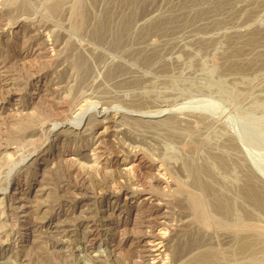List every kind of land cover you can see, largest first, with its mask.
<instances>
[{
	"label": "rangeland",
	"instance_id": "obj_1",
	"mask_svg": "<svg viewBox=\"0 0 264 264\" xmlns=\"http://www.w3.org/2000/svg\"><path fill=\"white\" fill-rule=\"evenodd\" d=\"M47 1L0 0V73L7 76L10 89L18 93L17 101L10 97V90L0 87V106L4 104L14 116L12 120L0 114V194H3L0 195V264H181L184 257L173 250L177 236L172 231L185 214L180 204L154 202L160 205V213L164 208L162 215L150 207L143 206L138 211L129 208L133 202L140 206L148 200L149 189L168 192V186L152 182L155 178H164L168 185L177 178L195 187L196 180L206 178L207 183L209 175L218 177V180L211 177L210 181H214L208 186L219 183L216 185L223 187L222 190L229 189L225 192L231 193V197L229 194L226 197L234 202L230 199L228 208L235 206L224 219L236 222L238 215L242 222L244 219L252 222L254 218L263 226L264 205L256 202L254 189L249 187L255 185L264 191V0ZM78 11L84 15L85 22L74 18ZM30 30L39 38L32 36ZM19 56L25 57V70L19 69L22 67L17 62ZM26 112L32 114L33 120L21 130L16 124L13 126L16 117H26ZM168 127L172 129L167 130ZM177 131L182 134H175ZM138 154L145 160L140 166L137 161L135 164ZM64 159L76 163L69 170L71 165H65ZM227 159L229 165L223 166ZM75 172L86 180L92 196H85L87 193L80 189L81 182L74 176ZM17 183L18 199L8 206L6 195ZM119 185H123V190ZM216 185L212 190L218 193L215 196L218 198L224 191ZM242 187L247 189L244 191ZM42 188L49 193L47 200H41L47 204L46 213L42 219L40 215L38 218L31 215L25 223L18 214V201L23 199L22 204L29 207L30 214L33 194ZM130 189L133 197L127 193ZM241 191L249 193L243 195ZM207 195L208 199L210 195ZM212 198L208 199L211 202L206 199V209L210 216L216 214V218L219 213H213L216 204ZM151 200L154 201L153 197L148 201ZM117 204L125 207H121L120 216L114 212ZM89 208L91 215L87 213ZM229 211L234 212L233 220L229 219ZM78 216H82L83 222L79 223ZM68 218L73 219L72 224ZM82 227L92 234L89 241L83 237ZM214 236L217 240L214 246L225 248L222 238ZM217 238H221L220 243ZM186 262L192 264L187 259Z\"/></svg>",
	"mask_w": 264,
	"mask_h": 264
},
{
	"label": "bare ground",
	"instance_id": "obj_2",
	"mask_svg": "<svg viewBox=\"0 0 264 264\" xmlns=\"http://www.w3.org/2000/svg\"><path fill=\"white\" fill-rule=\"evenodd\" d=\"M16 1V0H15ZM47 1V0H46ZM71 1V0H70ZM75 1V0H74ZM78 1V0H77ZM18 2V1H17ZM48 2V1H47ZM49 2H51V1H49ZM54 2V1H53ZM56 2V1H55ZM71 2H73V1H71ZM79 2V1H78ZM94 2V1H93ZM127 2V1H126ZM133 2V1H132ZM16 3V2H15ZM15 3H12V5L13 4H15ZM65 3V2H64ZM17 4V3H16ZM49 4V3H48ZM48 4H47V6H48ZM62 4V3H61ZM73 4V3H72ZM80 4V3H79ZM86 4V3H85ZM131 4V3H130ZM133 4V3H132ZM187 4V3H186ZM19 5V4H18ZM54 5H58V3L56 4H54ZM68 5V4H67ZM71 5V4H70ZM78 5V4H77ZM62 6V5H61ZM72 6V5H71ZM15 7V6H14ZM17 7V6H16ZM66 7V6H65ZM70 7V6H69ZM73 7V6H72ZM53 8H56V6L55 7H53ZM75 8V7H74ZM20 9V8H19ZM28 9V8H27ZM27 9H25V10H27ZM59 9V8H58ZM62 9V8H61ZM84 9V8H83ZM86 9V8H85ZM8 10H9V8H8ZM56 10V9H55ZM79 10V9H78ZM80 10H81V7H80ZM87 10V9H86ZM186 10V9H185ZM14 11H15V9H14ZM20 11V10H19ZM59 11H60V9H59ZM68 11V10H67ZM75 11V10H74ZM77 11V10H76ZM28 12V11H27ZM63 12H65V10L63 11ZM73 12V11H72ZM85 12V11H84ZM88 12V11H87ZM107 12V11H106ZM9 13H11V12H9ZM18 13V12H17ZM22 13V12H21ZM51 13H52V10H51ZM57 13H59V12H57ZM70 13V12H69ZM69 13H67V14H69ZM76 13V12H75ZM109 13V12H108ZM16 14V13H15ZM72 14H74V13H72ZM89 14H90V12H89ZM88 14V15H89ZM62 15V14H61ZM64 16V15H63ZM69 16V15H68ZM74 16V15H73ZM72 16V17H73ZM76 16V17H75ZM74 16V18H76L77 19V21H81V20H83V19H85V18H82V16H84V15H82L79 11L76 13V15ZM92 16V15H91ZM110 16V15H109ZM87 17V16H86ZM111 17V16H110ZM130 17V16H129ZM153 18V17H152ZM190 18V17H189ZM91 19V18H90ZM89 19V20H90ZM6 20V19H5ZM115 20V19H114ZM122 20V19H121ZM133 20V19H132ZM2 21V20H1ZM120 21V20H119ZM156 21V20H155ZM4 22V21H3ZM83 22H85L84 20H83ZM88 22V21H87ZM86 22V23H87ZM100 22V21H99ZM104 22V21H103ZM114 22V21H113ZM117 22V21H116ZM124 22H126V21H124ZM129 22V21H128ZM132 22V21H131ZM79 23V22H78ZM82 22H80V24H81ZM92 23H94V22H92ZM127 23V22H126ZM126 23H125V25H126ZM88 24V23H87ZM90 24V23H89ZM102 24V23H101ZM105 24V23H104ZM103 24V25H104ZM120 24L122 25V23L120 22ZM13 25V24H12ZM73 25H74V23H73ZM92 25V24H91ZM149 25V24H148ZM95 26V25H94ZM118 26V25H117ZM136 26V25H135ZM142 26H143V24H142ZM22 27V26H21ZM91 27V26H90ZM102 27V26H101ZM108 27V26H107ZM119 27H120V25H119ZM165 27V26H164ZM27 28V27H26ZM78 28H79V26H78ZM84 28H85V26H84ZM88 28H89V26H88ZM95 28H96V26H95ZM94 28V29H95ZM99 28V27H98ZM106 28V27H105ZM135 28H137V27H135ZM159 28V27H158ZM21 29H23V28H21ZM75 29H76V27H75ZM97 29V28H96ZM110 29H111V27H110ZM119 29V28H118ZM122 29V28H121ZM125 29H127V28H125ZM144 29V28H143ZM150 29V28H149ZM156 29V28H155ZM154 29V30H155ZM164 29V28H163ZM162 29V30H163ZM86 30V29H85ZM84 30V31H85ZM88 30V29H87ZM102 30H103V28H102ZM124 30V29H123ZM131 30V29H130ZM119 31H120V29H119ZM127 31V30H126ZM95 32V31H94ZM111 32V31H110ZM116 32V31H115ZM137 32V31H136ZM151 32H152V30H151ZM161 32V31H160ZM29 33L30 34H32V36H35V37H37V38H39L37 35V33H35L34 31L32 32L31 30L29 31ZM96 33V32H95ZM106 33V32H105ZM113 34H114V32H112ZM124 33H125V31H124ZM128 33V32H127ZM126 33V34H127ZM131 33V32H130ZM142 33V32H141ZM145 33V32H144ZM154 33V32H153ZM18 34V33H17ZM100 34H101V32H100ZM107 34V33H106ZM116 34V33H115ZM120 34V33H119ZM102 35V34H101ZM121 35V34H120ZM136 35V34H135ZM150 35V34H149ZM257 35V34H256ZM62 37H63V35H61ZM96 36V35H95ZM98 36V35H97ZM137 36V35H136ZM135 36V37H136ZM255 36V35H254ZM264 36V35H263ZM34 37V38H35ZM41 37V36H40ZM123 37V36H122ZM127 37V36H126ZM144 37V36H143ZM31 38H33V37H31ZM108 38V37H107ZM106 38V39H107ZM140 38V37H139ZM249 38V37H248ZM247 38V39H248ZM254 38V37H253ZM264 38V37H263ZM43 39V37H41V39H38V40H40V42H41V40ZM101 39V38H100ZM133 39V38H132ZM260 39V38H259ZM16 40V39H15ZM35 40V39H34ZM60 40H62V42H63V39H60ZM66 41H67V39H65ZM109 40H110V38H109ZM112 40V39H111ZM29 41V40H28ZM36 42H37V40H36ZM58 42V41H57ZM57 42H55V43H57ZM106 42V41H105ZM108 42V41H107ZM126 42V41H125ZM256 42V41H255ZM112 43V42H111ZM130 43V42H129ZM128 43V44H129ZM248 43V45H249V42H247ZM9 44V43H8ZM58 44V43H57ZM57 44H54V45H56V48H58V45ZM65 44V43H64ZM73 44V43H72ZM120 44V43H119ZM252 44V43H251ZM38 45V44H37ZM43 46H44V44H42ZM62 45V44H61ZM68 45V44H67ZM123 45H125V44H123ZM36 46V45H35ZM42 46V47H43ZM63 46V45H62ZM115 46V45H114ZM120 46H121V44H120ZM130 46V45H129ZM39 47V46H38ZM65 47V46H64ZM122 47V46H121ZM123 47H125V46H123ZM19 48V47H18ZM75 48V47H74ZM73 48V49H74ZM125 48H127V47H125ZM134 48H136V47H134ZM133 48V49H134ZM40 49V48H39ZM44 49V48H43ZM43 49H41V50H43ZM147 49V48H146ZM154 49V48H153ZM63 50V53H64V48L63 49H61V51ZM75 50V49H74ZM119 50V49H118ZM139 50V49H138ZM137 50V51H138ZM155 50V49H154ZM39 51V50H38ZM58 51V50H57ZM119 51H121V50H119ZM132 51V50H131ZM136 51V52H137ZM11 52V51H10ZM75 52H76V50H75ZM74 52V53H75ZM78 52V51H77ZM127 52V51H126ZM130 52V51H129ZM142 52H146V51H142ZM150 52V51H149ZM152 52V51H151ZM155 52V51H154ZM159 52V51H158ZM21 53V52H20ZM48 53V52H47ZM60 53V52H59ZM62 53V52H61ZM70 53V52H69ZM16 54H17V52H16ZM24 54V53H23ZM29 54V53H28ZM39 54V53H38ZM127 54H129V53H127ZM151 54V53H150ZM20 55V54H19ZM22 55V54H21ZM34 56H35V54H33ZM53 55V54H52ZM58 55V54H57ZM62 55V54H61ZM74 55V54H73ZM132 55V54H131ZM135 55V54H134ZM144 55V54H143ZM147 55V54H146ZM26 56V55H25ZM80 56V55H79ZM129 56V55H128ZM137 56V55H136ZM139 56V55H138ZM264 56V55H263ZM36 57V56H35ZM58 57V56H57ZM147 57V56H146ZM56 58V57H55ZM82 58V57H81ZM80 58V59H81ZM140 58V57H139ZM263 58V57H262ZM27 59V58H26ZM76 59V58H75ZM142 59H144V58H142ZM27 60H29V59H27ZM51 60V59H50ZM77 60V59H76ZM79 60V59H78ZM16 61V60H15ZM30 61V60H29ZM146 61V60H145ZM7 62V61H6ZM17 62H18V65H22V67L21 68H19V69H23V67H24V63H26L25 62V57L24 56H19L18 58H17ZM16 62V63H17ZM49 62V61H48ZM70 62V61H69ZM73 62V61H72ZM77 62H79V61H77ZM81 62H83V61H81ZM8 63V62H7ZM30 63V62H29ZM76 63V62H75ZM146 63V62H145ZM149 63V62H148ZM78 65H79V63H78ZM232 65V64H231ZM240 65V64H239ZM2 66H3V64H2ZM30 66V65H29ZM36 66V65H35ZM66 66V65H65ZM74 66H75V64H74ZM112 66V65H111ZM122 66V65H121ZM32 67V66H31ZM73 67V66H72ZM79 67V66H78ZM86 67V66H85ZM116 67V66H115ZM119 67V66H118ZM241 67V66H240ZM30 67H28V69H29ZM111 68H113V67H111ZM234 68H235V65H234ZM32 69H33V67H32ZM65 69V68H64ZM71 69V68H70ZM76 69V68H75ZM74 69V70H75ZM108 69V68H107ZM119 69H120V67H119ZM127 69V68H126ZM23 70H25V69H23ZM68 70V69H67ZM72 70V69H71ZM110 70V69H109ZM129 70V69H128ZM65 71V70H64ZM81 71V70H80ZM111 71V70H110ZM115 71V70H114ZM70 72V71H69ZM74 72V71H73ZM121 72V71H120ZM31 73H33V72H31ZM64 73V72H63ZM80 73V72H79ZM82 73V72H81ZM114 73V72H113ZM117 73V72H116ZM1 74V73H0ZM87 74V73H86ZM120 74V73H119ZM118 74V75H119ZM124 74V73H123ZM127 74V73H126ZM115 75V74H114ZM117 75V76H118ZM121 75V74H120ZM129 75V74H128ZM138 75V74H137ZM136 75V76H137ZM83 76V75H82ZM81 76V77H82ZM87 76V75H86ZM110 76V75H109ZM108 76V77H109ZM139 76V75H138ZM7 76L5 75V74H1L0 75V87H2V89H5V90H10V92H12L11 94H10V97L12 98V99H17V97H18V93L16 92H14V90H12V89H10L12 86H10V82H9V80L6 78ZM114 77V76H113ZM112 77V78H113ZM123 77V76H122ZM69 78V77H68ZM138 78V77H137ZM40 79V78H39ZM111 79V78H110ZM123 79V78H122ZM129 79V78H128ZM141 79V78H140ZM133 80H135V79H133ZM117 81V80H116ZM119 81V80H118ZM125 81V80H124ZM134 82V81H133ZM116 83V82H115ZM123 83V82H122ZM121 83V84H122ZM137 83V82H136ZM141 83V82H140ZM139 84V83H138ZM12 85V84H11ZM132 85V84H131ZM135 85V84H134ZM13 86H14V82H13ZM1 90V89H0ZM12 90V91H11ZM7 93V94H8ZM5 96V95H4ZM138 97V96H137ZM136 97V98H137ZM140 97V96H139ZM135 98V99H136ZM139 99V98H138ZM70 100V99H69ZM17 101H18V99H17ZM64 101V100H63ZM68 101V100H67ZM12 102V101H11ZM139 102H140V100H139ZM144 102V101H143ZM17 103V102H16ZM143 104V103H142ZM4 105V104H3ZM0 106V114L1 115H5L6 116V118H10V119H14V116H13V114L11 113H9V111H7L6 109H5V106ZM58 105H60V104H58ZM63 105H64V102H63ZM69 105V104H68ZM56 106V105H55ZM63 107V106H62ZM73 107V106H72ZM9 108V107H8ZM64 108V107H63ZM61 110H63V109H61ZM60 110V111H61ZM66 110V109H65ZM15 111V110H14ZM13 111V112H14ZM57 112V111H56ZM64 112H66V111H64ZM68 112V111H67ZM70 112V111H69ZM16 113V112H15ZM14 113V114H15ZM27 113V112H26ZM58 113V112H57ZM63 113V112H62ZM29 114H30V112H29ZM61 114V113H60ZM17 115V114H16ZM16 115H15V117H16ZM24 115V114H23ZM27 116L26 117H16V118H18L17 119V122H13L12 124H13V126H14V124H16L17 126H18V128H20V130H21V128H22V126L23 125H27L29 122H31L33 119H32V117H30L29 115H28V113L26 114ZM39 116V115H38ZM13 117V118H12ZM170 118H172V117H170ZM182 118V117H181ZM185 119H186V117H184ZM187 118H189V117H187ZM200 118V117H199ZM40 119H42V118H40ZM206 119V118H205ZM2 120V119H1ZM105 120V119H104ZM167 120H169V119H167ZM173 120V119H172ZM179 120V119H178ZM198 120V119H197ZM109 121V120H108ZM114 121V120H113ZM136 121V120H135ZM134 121V122H135ZM139 121V120H138ZM138 121H137V123H138ZM173 121H175V120H173ZM188 121V120H187ZM195 121V120H194ZM205 121V120H204ZM11 122V121H10ZM35 122V121H34ZM37 122H38V120H37ZM102 122V121H101ZM104 122V121H103ZM158 121H156L155 123H157ZM160 122V121H159ZM162 123H163V120L161 121ZM189 122V121H188ZM193 122V121H192ZM200 122V121H199ZM199 122H198V125H199ZM201 122H203V121H201ZM207 122V121H206ZM41 123V122H40ZM131 123H133V122H131ZM151 123V122H150ZM150 123H149V125H150ZM172 123V122H171ZM139 124V126L138 127H141L140 126V122L138 123ZM137 124V125H138ZM143 124V123H142ZM154 124V123H153ZM159 124H161V123H159ZM169 124V123H168ZM10 125V124H9ZM39 125V124H38ZM143 125H145V124H143ZM148 125V126H149ZM152 125V124H151ZM163 125V124H162ZM179 125V124H178ZM194 125V124H193ZM205 125H206V123H205ZM104 126H105V124H104ZM146 126V125H145ZM147 126V127H148ZM157 126V125H156ZM167 126V125H166ZM174 126V125H173ZM195 126V125H194ZM200 126V125H199ZM207 126V125H206ZM205 126V127H206ZM106 127H108V126H106ZM137 127V126H136ZM163 127H165V126H163ZM170 127V126H169ZM167 128V130L169 129V130H171L172 129V127L171 128ZM175 127H178L177 125L175 126ZM129 128V127H128ZM143 128V127H142ZM166 128V127H165ZM180 128V127H179ZM188 128V127H187ZM194 128V127H193ZM12 129H14V127L12 128ZM133 129V128H132ZM137 129V128H136ZM158 129V128H157ZM160 129H161V127H160ZM174 129H176V128H174ZM186 129V128H185ZM184 129V130H185ZM190 129H191V127H190ZM198 129V128H197ZM20 130L18 129L17 131H19L20 132ZM106 130V129H105ZM153 130V129H152ZM159 130V129H158ZM177 130V129H176ZM187 130V129H186ZM4 131V130H3ZM24 131V130H23ZM34 131V130H33ZM164 131V130H163ZM173 131V130H172ZM172 131H169V132H172ZM182 131V130H181ZM181 131H179V132H181ZM193 131V130H192ZM195 131H197L196 129H195ZM65 132L66 131H63V132H61L62 134H65ZM165 132V131H164ZM178 132V131H177ZM175 133V134H182L183 133V131H182V133ZM185 132V131H184ZM198 132V131H197ZM3 133V132H2ZM173 133V134H174ZM0 134H1V132H0ZM38 134V133H37ZM59 134V133H58ZM135 134V133H134ZM170 134V133H169ZM168 133H167V135H169ZM173 134H170V135H173ZM174 134V135H175ZM194 134V133H193ZM6 135V134H5ZM20 135H21V132H20ZM20 135H18V136H20ZM23 135V134H22ZM31 135V134H30ZM57 135V134H56ZM60 135V134H59ZM110 135V134H109ZM137 135V134H136ZM192 135V134H191ZM34 136V135H33ZM108 136V135H107ZM140 136H142V135H140ZM165 136V135H164ZM181 136V135H180ZM193 136V135H192ZM194 136H196V135H194ZM167 138H168V136H166ZM183 137V136H182ZM4 138V137H3ZM18 138V137H17ZM172 138H174V137H172ZM178 137H176V139H177ZM187 138H188V136H187ZM226 138V137H225ZM65 139V138H64ZM110 139V138H109ZM109 139H107V140H109ZM130 139V138H129ZM185 139V138H184ZM190 139H192V137L190 138ZM194 139V138H193ZM227 139H230V138H228L227 137ZM226 139V140H227ZM100 140V139H99ZM132 140V139H131ZM101 141V140H100ZM79 142V141H78ZM224 142H225V140H224ZM228 142V141H227ZM230 142V141H229ZM77 143V142H76ZM110 143V142H109ZM113 143V142H112ZM112 143H110V145L112 144ZM115 143V142H114ZM193 143V142H192ZM201 143H202V141H201ZM4 144V143H3ZM100 144V143H99ZM103 144V143H102ZM187 144V143H186ZM233 144V143H232ZM231 144V145H232ZM80 145V144H79ZM113 145V144H112ZM119 145V144H118ZM182 145V144H181ZM195 144H193V146H194ZM222 145V144H221ZM225 145V144H224ZM226 145H227V143H226ZM75 146V145H74ZM198 146V145H197ZM219 146V145H218ZM217 146V147H218ZM4 147V146H3ZM77 147V146H76ZM117 147V146H116ZM189 147V146H188ZM220 147V146H219ZM218 147V148H219ZM222 147V146H221ZM220 147V148H221ZM227 147V146H226ZM225 147V148H226ZM202 148V147H201ZM206 148V147H205ZM230 148V147H229ZM232 149H233V146L231 147ZM237 148V147H236ZM187 149H189V148H187ZM200 149V148H199ZM224 149V148H223ZM228 149V148H227ZM11 150V149H10ZM67 150V149H66ZM191 150V149H190ZM194 150V149H193ZM217 150V149H216ZM225 150V149H224ZM231 150V149H230ZM229 150V151H230ZM80 151V150H79ZM187 151V150H186ZM219 151H223V150H219ZM228 151V150H227ZM232 151V150H231ZM10 152V151H9ZM77 152V151H76ZM139 152V151H138ZM212 152V151H211ZM7 153V152H6ZM5 153V154H6ZM184 153V152H183ZM187 153H188V151H187ZM194 153V152H193ZM215 153V152H214ZM220 153V152H219ZM190 154V153H189ZM222 154V153H221ZM4 155V154H3ZM141 155H142V153H141ZM141 155H137V157H136V159H135V164H136V161H137V163L139 164V166H140V164L141 163H143V160H144V157L143 156H141ZM217 155V154H216ZM224 155V154H223ZM240 155V154H239ZM75 156V155H74ZM134 156V155H133ZM146 156V155H145ZM213 156V155H212ZM221 156V155H220ZM235 156H237V155H235ZM186 157V156H185ZM228 157H230V156H228ZM233 157H234V155H233ZM2 158V157H1ZM9 158V157H8ZM135 158V157H134ZM190 158V157H189ZM210 158V157H209ZM213 158H215L214 156H213ZM223 158V157H222ZM241 158V157H240ZM239 158V159H240ZM10 159V158H9ZM63 159V158H62ZM68 159V158H67ZM67 159H64L65 161L67 160ZM73 159V158H72ZM148 159H150V158H148ZM215 159H217V158H215ZM226 159V158H225ZM237 159V158H236ZM61 160V159H60ZM59 160V161H60ZM166 160V159H165ZM212 160V159H211ZM218 160V162L220 161L219 159H217ZM234 160V159H233ZM63 161V160H62ZM72 161V160H71ZM145 161V160H144ZM181 161H183V160H181ZM193 161V160H192ZM204 161V160H203ZM236 161V160H235ZM2 162V161H1ZM190 162V161H189ZM188 162V163H189ZM212 162H213V160H212ZM218 162H216L217 164H218V166L220 165ZM222 162V161H221ZM230 162V161H229ZM233 162V161H232ZM5 163V162H4ZM64 163V162H63ZM68 163H69V165H71L70 166V168H69V170L71 169V167H72V165H74V163H76V162H74V163H72V162H70V160L69 161H66L65 162V165H67L68 166ZM134 163V162H133ZM133 163H131V164H133ZM186 163V162H185ZM201 163V162H200ZM203 163V162H202ZM210 163H211V161H210ZM215 163V165L217 166V164ZM224 163H226V165L225 164H223V163H221V164H223V166H227V165H229L228 164V159H227V162H224ZM234 163V162H233ZM7 164V163H6ZM147 164H149V162L147 163ZM199 164V163H198ZM213 164V163H212ZM236 164V163H235ZM64 165V166H65ZM144 165V164H143ZM142 165V166H143ZM206 165V164H205ZM204 165V168L206 169V166ZM209 165V164H208ZM214 165V166H215ZM242 165V164H241ZM3 166V165H2ZM37 166H38V164H37ZM36 166V167H37ZM75 166H76V164H75ZM145 166V165H144ZM181 166V164L179 165V167ZM192 166V165H191ZM194 166V165H193ZM210 166V165H209ZM233 166H234V164H233ZM238 166V165H237ZM133 167H134V165H133ZM149 167H151V166H149ZM185 168H186V166H184ZM198 167V166H197ZM202 167L203 166H201V169H202ZM212 167H213V165H212ZM242 167H243V165H242ZM7 168H8V166H7ZM45 168V167H44ZM65 168H67V167H65ZM76 168H78V167H76ZM135 168V167H134ZM133 168V169H134ZM153 168V167H152ZM168 168V167H167ZM217 168V167H216ZM220 167H218V169H219ZM223 168V167H222ZM233 168V167H232ZM4 169V168H3ZM37 169H38V167H37ZM68 169V168H67ZM73 169V168H72ZM199 169H200V167H199ZM200 169V170H201ZM209 169V168H208ZM217 169V170H218ZM226 169V168H225ZM242 169H244V167L242 168ZM130 170H132V169H130ZM183 170V169H182ZM196 170H198L197 168H196ZM202 170H204V169H202ZM210 170V169H209ZM216 170V169H215ZM216 170V171H217ZM223 170V169H222ZM229 170V169H228ZM231 170V169H230ZM229 170V171H230ZM237 170H238V168H237ZM66 171V170H65ZM74 171V170H73ZM76 171V170H75ZM151 171V170H150ZM187 171V170H186ZM195 171V170H194ZM206 171V170H205ZM219 171V170H218ZM231 171H234V170H231ZM239 171V170H238ZM78 172V171H77ZM174 172V171H173ZM198 172V171H197ZM200 172V171H199ZM237 172V171H236ZM242 172V174H243V171H241ZM68 173H70L69 171H68ZM72 173V172H71ZM70 173V174H71ZM82 173V172H81ZM139 173V172H138ZM188 173V172H187ZM190 173V172H189ZM202 173H204V172H202ZM220 173V172H219ZM1 174V173H0ZM79 174H80V172H79ZM146 174V173H145ZM158 174V173H157ZM171 174V173H170ZM193 174V173H192ZM196 174V173H195ZM199 175L198 176H200L201 174L200 173H198ZM205 175H207V173L205 172L204 173ZM204 174H203V176H204ZM240 174V173H239ZM2 175V174H1ZM73 175V174H72ZM82 175V174H81ZM119 175V174H118ZM144 175V174H143ZM190 175V174H189ZM215 175H217V174H215ZM215 175H214V177H215ZM235 175H237L238 176V174H235ZM244 175V174H243ZM74 176H77V174H76V172H75V175ZM73 176V178H74V180L76 179V177H74ZM79 176V175H78ZM77 176V178L79 179V181L81 182V184L78 182V184H80L81 185V187H80V189H83V191H85V193H87V194H85V196L86 195H88L91 191V189L89 190L88 188H89V186L88 187H86V184H85V182H86V180L82 177V176H80V177H78ZM147 176V175H146ZM159 176V175H158ZM158 176H156V177H158ZM172 176H173V174H172ZM185 176V175H184ZM191 176V175H190ZM193 176H195V177H197L196 175H193ZM202 176V175H201ZM200 176V177H201ZM218 176V175H217ZM222 176H223V174H222ZM249 176V175H248ZM1 177V176H0ZM107 177V176H106ZM145 177V176H144ZM155 177V176H154ZM171 177V176H170ZM209 177V181H210V179H211V177L213 178V176H208ZM226 177V176H225ZM231 177V176H230ZM117 178H118V176H117ZM121 178V177H120ZM153 178V177H152ZM190 178V177H189ZM188 178V179H189ZM194 178V177H193ZM203 178V177H202ZM201 178V179H202ZM216 178H218V177H215V178H213V179H215V180H218V179H216ZM221 178V177H220ZM232 178V177H231ZM95 179V178H94ZM110 179V178H109ZM143 179V178H142ZM172 179V178H171ZM173 179H174V176H173ZM187 179V178H186ZM185 179V180H186ZM222 179V178H221ZM227 179V178H226ZM234 179V178H233ZM233 179H232V182H233ZM16 180V179H15ZM118 180H120V179H118ZM125 180V179H124ZM129 180V179H128ZM163 180H164V178H163ZM161 178H155V179H153V183L155 182V184L156 183H158V185L159 184H164V185H166V186H168L169 187V190H168V192H164V189H163V192H164V194L163 193H158V192H155V188L152 190V189H149V192H148V194L150 195V196H148L147 198H149L148 200H150L152 197H153V199H154V201H148L146 198V200H144L143 201V203L139 206V204H138V206H137V204L136 203H134L133 202V204H130L129 205V208H130V210L132 211V210H134V211H138L139 209H141L143 206L145 207V208H151V209H154L153 211L155 212V213H158L159 211H160V205L159 204H156V203H154V202H156V201H160V200H162V201H164V203H166V205H167V203L169 204V205H172V204H175V202L176 203H178V204H180V207L182 208V210H183V212L185 213H183L184 214V217H183V220H182V222L181 223H179V225L178 226H176L174 229L175 230H172V231H174V233H173V235H174V237H176L177 236V238H176V243H175V246L174 245H171L172 247H173V250H174V252L175 253H177V254H181V255H178V256H180V257H184L183 258V260L180 258V261L179 262H181V260H182V263L181 264H184L185 262H186V259H187V261H189V262H191L192 264H264V225L262 226V224H261V226L260 225H258V222L256 221L255 222V220H253L252 219V222L250 221H246V222H244V220H243V222H242V220H241V218H239L240 219V221L241 222H239V219L237 218L238 217V215H236V214H234V216L236 217L235 219H237V221L236 222H233V221H227V220H225V219H227V218H225L226 216L228 217V215H226V213H228V210H230L231 211V209H233L234 208V210H235V206L232 208V207H230V208H228V205H229V202H230V199H232V198H227L226 196L229 194H227L226 195V190H227V188H226V190H222V188L223 187H221V188H219V186H217L218 184L217 183H214L216 186H217V188L221 191L222 190V192L225 194V196L223 195V193H222V195H217V197L218 198H216L215 196H216V193H214V190H212V188L213 187H215V185L213 184V186H208V185H212V183L211 182H213V181H210V183L211 184H208L209 183V181L207 180V183H206V178H203L202 180H196V185L197 186H195V187H190L188 184L186 185V183L184 184V183H182L181 181H178V180H180V179H178L177 180V178L176 179H174V180H172L171 181V184L170 185H168V184H166V182H164ZM190 180V179H189ZM195 180V179H194ZM203 180H204V182L205 183H203ZM212 180V179H211ZM227 180H229V179H227ZM254 180V179H253ZM34 181V180H33ZM110 181V180H109ZM114 181V180H113ZM193 181V180H192ZM224 181V180H223ZM236 181V180H235ZM239 181V180H238ZM250 181V180H249ZM19 182V181H18ZM32 182V181H31ZM101 182V181H100ZM99 182V183H100ZM121 182V181H120ZM132 182V181H131ZM152 182L150 181V183H151V185H152ZM168 182V181H167ZM189 182V181H188ZM194 182V181H193ZM192 182V184L193 185H195L194 183ZM245 182H248V181H245ZM252 182V181H251ZM255 182V181H254ZM2 183V182H1ZM15 183V182H14ZM74 183V182H73ZM98 183V184H99ZM107 183V182H106ZM105 183V184H106ZM123 183V182H122ZM146 183V182H145ZM230 183V182H229ZM240 183V182H239ZM37 184H39V183H37ZM36 184V185H37ZM103 184H104V182H103ZM113 184V183H112ZM189 184H191V182L189 183ZM237 184V183H236ZM245 184V183H244ZM251 184V183H250ZM250 184H248V186H250ZM254 184V183H253ZM258 184V183H257ZM7 185V184H6ZM41 185V184H40ZM74 185H76V180H75V184ZM89 185H91V184H89ZM114 185V184H113ZM113 185H112V187H113ZM129 185V184H128ZM132 185V184H131ZM154 185V184H153ZM226 185V184H225ZM233 185H235L234 184V182H233ZM78 186V185H77ZM120 186V185H119ZM123 186V185H122ZM122 186H120V190H123V187ZM125 186V185H124ZM146 186V185H145ZM221 186V185H220ZM228 186V185H227ZM237 186V185H236ZM252 186V187H251ZM249 188H251V190H253L254 189V193L256 194V202H258V201H261V203H262V206L264 205V191H262V189H260V187H258V186H256V187H254L255 185H251ZM261 186V185H260ZM0 187H2V186H0ZM6 187V186H5ZM39 187V186H38ZM75 187V186H74ZM79 187V186H78ZM132 187V186H131ZM137 187V186H136ZM154 187V186H153ZM156 187H157V185H156ZM232 187V186H231ZM239 187V186H238ZM237 187V188H238ZM258 187V188H257ZM92 188V187H91ZM111 188V187H110ZM128 189H129V187H127ZM139 188V187H138ZM217 188H215V189H217ZM262 188V187H261ZM18 189H20L19 188V186H18V183L17 184H15V186L9 191V193L6 195V200H7V204H8V206H11L12 204L10 203L13 199H18V197H16L17 195H19V192H17V190ZM115 189V188H114ZM119 189V188H118ZM132 189V188H131ZM131 189H130V191H131ZM225 189V188H224ZM242 189L244 190V189H247V188H245V187H242ZM45 189H37L36 190V192H34V194H33V206L31 207V213L29 214L28 213V208L29 207H27L25 204H24V202H23V204H22V200L21 199H19V201H18V204H20L19 206H17V208H18V214L20 215V217L25 221V223L29 220V216H33V218H34V216H37V215H40V218L46 213V209H45V206L47 207V204L45 203V202H43V201H41V200H47V197H48V195H49V193L48 192H46V191H44ZM106 190H108V189H106ZM105 190V191H106ZM113 190V189H112ZM136 190H137V188H136ZM136 190H135V192H136ZM144 190V189H143ZM151 190V191H150ZM156 190H158V189H156ZM159 190H161L160 188H159ZM229 190V189H228ZM228 190H227V192H228ZM238 190H241V188L239 189L238 188ZM48 191V190H47ZM117 191V190H116ZM141 191H142V189H141ZM140 191V192H141ZM211 191H213L212 193H211ZM219 191V192H220ZM245 191V190H244ZM244 191H241L242 193H244L243 195H247V194H245V192ZM247 191V190H246ZM0 192H1V190H0ZM3 192V191H2ZM76 192V191H75ZM78 192H79V190H78ZM89 192V193H88ZM118 192V191H117ZM120 192V191H119ZM139 192V190H138V193H140ZM146 192V191H145ZM152 192L153 193H156L157 194V196L154 194H152ZM161 192V191H160ZM231 192V191H230ZM233 192V191H232ZM251 192V191H250ZM92 193V192H91ZM121 193V192H120ZM127 193H129L130 195H129V197H133V192L131 191V192H129V190L127 191ZM166 193V194H165ZM73 194V193H72ZM111 194V193H110ZM145 194V193H144ZM207 194H209L210 196H214L215 198L214 199H216V200H214L212 197V199H213V201H214V203L216 204V208H214V211H213V213H215V211L217 212V213H219V215L216 217V218H214V215H216V214H213V217L212 216H210L208 213V211H207V209H206V206H207V202L209 201L208 199H211V198H209L208 197V199L205 197ZM218 194V193H217ZM231 194V193H230ZM229 194V195H230ZM234 194V193H233ZM236 194V193H235ZM253 194V193H252ZM1 196L3 195V194H0ZM89 195H91V194H89ZM128 195V194H127ZM0 196V197H1ZM44 198H43V197ZM73 196V195H72ZM92 196V195H91ZM117 195H115L114 197H116ZM139 196H140V194H139ZM138 196V197H139ZM208 196V195H207ZM234 196V195H233ZM232 196V197H233ZM249 196V195H248ZM4 197V196H3ZM81 197H82V194H81ZM119 197V196H118ZM135 197V196H134ZM143 197V196H142ZM146 197V196H145ZM229 197V196H228ZM230 197H231V195H230ZM73 198V197H72ZM83 198V197H82ZM110 198H113V196H110ZM117 198V197H116ZM127 198V197H126ZM140 198V197H139ZM233 198H235V197H233ZM250 198H251V196H250ZM1 199V198H0ZM3 199V198H2ZM136 199V198H135ZM206 199H207V202H206ZM239 199H241L240 197H239ZM243 199V198H242ZM251 199H253L254 200V198H253V196H252V198ZM143 200V199H142ZM142 200H140V201H142ZM236 200V199H235ZM245 200V199H244ZM247 200V199H246ZM17 201V200H16ZM30 201V200H29ZM124 201V200H123ZM133 201V200H132ZM232 201H233V199H232ZM240 201V200H239ZM238 201V202H239ZM249 201V200H248ZM14 202V201H13ZM51 202V201H50ZM76 202V201H75ZM109 202V201H108ZM113 202V201H112ZM122 202V201H121ZM161 202V201H160ZM159 202V203H160ZM209 202H211V201H209ZM234 202V201H233ZM237 202V201H236ZM242 202H243V200H242ZM47 203H49V202H47ZM213 203V204H214ZM245 203V202H244ZM259 203V202H258ZM2 204V203H1ZM28 204V203H27ZM213 204H212V206H213ZM230 204H232V203H230ZM246 204H248V203H246ZM88 205V204H87ZM125 205V204H124ZM168 205V206H169ZM234 205V204H233ZM1 206V205H0ZM107 206V205H106ZM123 206V205H122ZM121 205H115L114 206V212L116 213V215L118 216H120V214H122L121 213V211H120V209H121V207H122ZM161 206H163V205H161ZM230 206V205H229ZM232 206V205H231ZM237 206H238V204H237ZM244 206V205H243ZM246 206V205H245ZM258 206V205H257ZM261 206V205H260ZM13 207V206H12ZM58 207V206H57ZM124 207V206H123ZM143 207V208H144ZM242 207V206H241ZM4 208V207H3ZM125 208V207H124ZM211 208H213V207H211ZM90 209V210H89ZM88 210V212L87 213H89L90 214V212L92 213V211H91V208H89ZM123 209V208H122ZM162 209V208H161ZM164 209V208H163ZM163 209H162V211H163ZM216 209V210H215ZM237 209V208H236ZM245 209V208H244ZM260 209V208H259ZM182 210H180V211H182ZM211 210V209H210ZM213 210V209H212ZM211 210V211H212ZM250 210H252V209H250ZM254 210V209H253ZM10 211V210H9ZM87 211V210H86ZM152 211V210H151ZM162 211H161V213H162ZM230 211H229V213H230ZM243 211V210H242ZM245 211V210H244ZM14 212V211H13ZM93 212H95V211H93ZM208 212V213H207ZM252 212V211H251ZM82 213H84V212H82ZM81 213V214H82ZM86 213V212H85ZM97 213V212H96ZM95 213V214H96ZM105 213V212H104ZM155 213H154V215H155ZM160 213V212H159ZM160 213V214H161ZM181 213V212H180ZM234 212L232 211V214H233ZM244 213V212H243ZM242 213V214H243ZM1 214V213H0ZM3 214H4V212H3ZM80 214V213H79ZM80 214V215H81ZM143 214V213H142ZM164 214V213H163ZM168 214V213H167ZM172 214V213H171ZM182 214V215H183ZM231 214V213H230ZM232 214L231 215H229L230 217H229V219H234V218H231V216H232ZM240 214V213H239ZM244 214H246V213H244ZM72 215V214H71ZM91 215V214H90ZM162 215V214H161ZM160 215V216H161ZM226 215V216H225ZM256 215V214H255ZM54 216V215H53ZM88 216V215H87ZM94 216V215H93ZM115 216V215H114ZM116 216V217H117ZM136 216V215H135ZM138 216V215H137ZM233 216V217H234ZM240 216V215H239ZM60 217V216H59ZM66 217H68V216H66ZM65 217V218H66ZM76 217V216H75ZM82 216H78L77 217V220L78 221H80L79 223H81V222H83L82 220V218H81ZM86 217V216H85ZM163 217H164V215H163ZM162 217V218H163ZM166 217H167V215H166ZM246 217V216H245ZM250 217V216H249ZM37 218H38V216H37ZM70 218V217H69ZM69 218H68V221H69V223L70 224H72V222H71V220H73V219H71V220H69ZM88 218V217H87ZM87 218H85V221H86V219ZM159 218V217H158ZM225 218V219H224ZM243 218V217H242ZM252 218V217H251ZM250 218V219H251ZM258 218H259V216H258ZM42 219V218H41ZM67 219V218H66ZM134 219V218H133ZM3 220V219H2ZM61 220V219H60ZM75 220V219H74ZM100 220V219H99ZM63 221V220H62ZM126 221V220H125ZM165 221V220H164ZM167 221V220H166ZM181 221V220H180ZM60 222V221H59ZM67 222V221H66ZM87 222V221H86ZM93 222V221H92ZM127 222V221H126ZM130 222V221H129ZM134 222V221H133ZM257 223V224H255V223ZM262 222V221H261ZM29 223V222H28ZM34 223V222H33ZM32 223V224H33ZM264 223V222H263ZM62 224V223H61ZM88 224H90V223H88ZM109 224V223H108ZM29 225V224H28ZM30 225H31V223H30ZM49 225V224H48ZM56 225H58V224H56ZM92 225V224H91ZM162 226H163V224H161ZM69 226V225H68ZM72 226V225H71ZM94 226V225H93ZM132 226V225H131ZM26 227V226H25ZM85 227V226H84ZM88 227H89V225H88ZM167 227V226H166ZM36 228V227H35ZM69 228V227H68ZM75 228V227H74ZM83 228V227H82ZM114 228V227H113ZM66 229V228H65ZM84 229V228H83ZM81 230V232H83L82 233V235H83V237L86 239V240H88L89 241V239H91V238H93L92 237V234H87V232L85 231L86 229H84V230ZM110 229V228H109ZM169 229H170V227H169ZM168 229V230H169ZM67 230V229H66ZM112 230V229H111ZM36 231V230H35ZM167 231V230H166ZM170 232V234H171V231H169ZM214 232H215V234L216 235H218V237L220 236L221 238V240H222V242L227 246H225V245H223V243L221 244V246L223 245V246H225V248H223V249H220V248H218V247H216V246H214V244L216 243V241L217 240H214V239H216L215 238V234H214ZM148 234V233H147ZM150 234V233H149ZM155 234H157V233H155ZM25 235V234H24ZM152 235V234H151ZM172 235V234H171ZM172 235V236H173ZM35 236V235H34ZM171 236V237H172ZM2 237V236H1ZM154 237H157V235L156 236H154ZM162 237H164V236H162ZM217 237V236H216ZM81 238H82V236H81ZM83 238V239H84ZM154 239H156V238H154ZM217 239H219V238H217ZM220 239H219V243H220ZM31 240V239H30ZM149 240V239H148ZM28 241V240H27ZM87 241V242H88ZM146 241V240H145ZM168 241H170V240H168ZM167 242V241H166ZM130 243V242H129ZM147 244V243H146ZM167 244H169V243H167ZM172 244V243H171ZM16 245V244H15ZM26 245H27V243H26ZM130 245V244H129ZM168 246V245H167ZM170 246V247H171ZM15 247V246H14ZM130 247V246H129ZM27 248V247H26ZM27 250V249H26ZM167 250V249H166ZM170 250H172V249H169V251ZM26 254V253H25ZM15 255V254H14ZM176 257V256H175ZM104 259V258H103ZM176 259H178V257L176 258ZM97 260V259H96ZM99 260V259H98ZM94 261H95V259H94ZM99 262V261H98ZM187 263V262H186ZM189 264V263H188Z\"/></svg>",
	"mask_w": 264,
	"mask_h": 264
}]
</instances>
